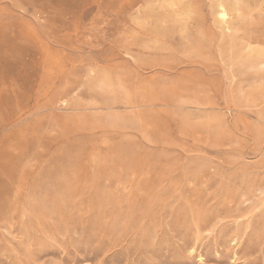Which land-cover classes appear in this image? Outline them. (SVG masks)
I'll use <instances>...</instances> for the list:
<instances>
[{
	"label": "rangeland",
	"instance_id": "rangeland-1",
	"mask_svg": "<svg viewBox=\"0 0 264 264\" xmlns=\"http://www.w3.org/2000/svg\"><path fill=\"white\" fill-rule=\"evenodd\" d=\"M0 264H264V0H0Z\"/></svg>",
	"mask_w": 264,
	"mask_h": 264
}]
</instances>
